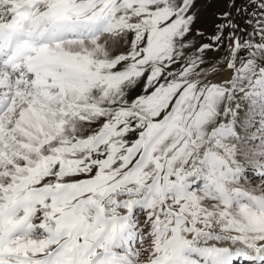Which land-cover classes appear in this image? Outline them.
Wrapping results in <instances>:
<instances>
[{"label": "snow or ice", "instance_id": "1", "mask_svg": "<svg viewBox=\"0 0 264 264\" xmlns=\"http://www.w3.org/2000/svg\"><path fill=\"white\" fill-rule=\"evenodd\" d=\"M237 262L264 264V0H0V264Z\"/></svg>", "mask_w": 264, "mask_h": 264}, {"label": "rangeland", "instance_id": "2", "mask_svg": "<svg viewBox=\"0 0 264 264\" xmlns=\"http://www.w3.org/2000/svg\"><path fill=\"white\" fill-rule=\"evenodd\" d=\"M223 7L222 5H216L212 8H204L201 5H197V11L200 14V18L197 21L196 27L199 29H202L205 32V39L202 42H208L207 37L212 33L213 31V23H214V17L212 15L213 11H216L217 13L222 11ZM114 53L124 51V45L121 42V44L116 45L114 48L111 49ZM209 55H212L211 53ZM217 55H222V53H218ZM139 90H137L138 92ZM137 93H133L135 95ZM249 177H251L252 181L255 183H259V177H256L253 175L252 171L249 170L248 172Z\"/></svg>", "mask_w": 264, "mask_h": 264}]
</instances>
